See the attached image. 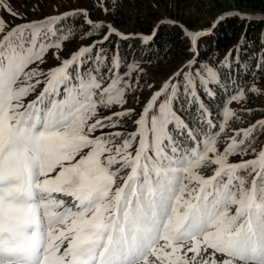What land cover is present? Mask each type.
Listing matches in <instances>:
<instances>
[{"label":"snow or ice","instance_id":"obj_1","mask_svg":"<svg viewBox=\"0 0 264 264\" xmlns=\"http://www.w3.org/2000/svg\"><path fill=\"white\" fill-rule=\"evenodd\" d=\"M0 7L10 11L3 0ZM80 14L88 34L103 26L86 11L65 16ZM61 18L14 27L0 18V264H264V148L253 147L264 120L228 131L236 113L227 104L245 99L243 87L226 101L219 125L211 118L198 89L212 97L220 75L196 61L208 33L185 30L193 59L139 113L102 116L127 103L138 65L122 72L119 52L109 67L101 51L84 67L99 41L40 70L49 50L59 60L70 38L71 29L56 26ZM111 34L121 35L110 29L104 40ZM184 105L196 106L195 126L181 115ZM127 119L133 131H106ZM250 152L253 159L229 162ZM212 165L213 175L201 174Z\"/></svg>","mask_w":264,"mask_h":264},{"label":"trees","instance_id":"obj_2","mask_svg":"<svg viewBox=\"0 0 264 264\" xmlns=\"http://www.w3.org/2000/svg\"><path fill=\"white\" fill-rule=\"evenodd\" d=\"M210 1L213 2V0ZM192 2L196 3L190 6L189 3ZM211 2L209 3V9L213 8L216 11L220 10L224 13L236 9L252 13H264V0H215L216 3ZM197 4L207 6V3H203V0H174L173 9L168 11L167 14L171 19L180 20L181 24L192 29L194 27L193 25H196V23H193L196 15L193 16V14H195L194 8H196ZM120 5L125 6V10L123 7H120ZM129 6L131 9H133L134 6L138 7V12L135 16L131 15V17H129ZM191 9L193 10L192 12ZM209 12L211 13V9ZM109 14L110 16L108 19H110L116 27H120L121 30L130 31L128 33L134 34L136 32H142L148 34L152 31L154 26L152 22L153 19H149L147 15H144L143 6L140 3H133L132 0H124L123 3L116 5L108 15ZM24 15L29 16L27 14ZM80 16L81 14L69 15L67 19L68 23L72 26V35L65 41V43H69V41L70 43L63 49L67 53L73 52L74 49L81 46L79 44L76 45V42L73 40L77 36L79 38L84 37V44H86L99 38V36H102V33L106 31L107 25L98 22L96 24H101L103 26L99 29H91V34H88L90 25ZM95 17L97 16L95 15ZM143 17L146 18L143 19ZM149 17H152V15H149ZM223 17V19L220 18L215 22V27L212 26L207 35L198 39V54L196 57L197 68L214 67L220 75V82L218 85H211L214 93L212 97L206 95L203 89H198V93L212 116L215 117L218 115V96H220L223 91L227 94L229 92H235L239 87H243L245 90V97H247L244 99L247 102V107L241 110L242 113L240 118H236L238 121L233 124L238 128L250 123L246 122L250 119H254L252 121L254 122L263 116V111L261 110L264 109V91L259 90L258 93H254L251 89L253 86H258L256 88L261 87L259 84L264 86V21L261 19L245 21L229 13L225 14ZM26 18L28 17H25V19ZM190 20L192 21L191 23ZM206 24L207 27H211V22L210 24L209 22ZM154 32L155 35L153 38L147 42L142 41L140 43L139 40L133 38H129L125 41L108 39L104 42L103 46L115 48L117 45L118 48L124 50L126 54H130L128 56L133 62L149 64L152 67L151 75L154 76H163L166 71V76L168 77L175 71L183 70L185 66L182 69L174 70L168 74L173 68L176 67L177 69L179 65L184 64V62L192 57V52L189 47L190 40L185 37L183 28L175 23L170 24L161 22L160 26H158ZM52 51L53 50L50 51L45 62L40 65L41 68L48 67L46 66V61H48ZM50 61L54 62L57 60L50 58ZM174 78L180 79L175 76ZM140 83L141 79L138 81V84ZM252 95L254 97H252ZM250 98L251 100H249ZM136 109H138V107H136L135 110ZM194 111L195 106L184 105L181 110V115L187 122L193 124L195 120ZM244 118H246V120H244ZM122 126L127 130H131L133 127L131 119H127ZM263 133L264 132H260L256 135L258 137L253 142V147H257L258 142L260 143ZM259 137L260 139H258Z\"/></svg>","mask_w":264,"mask_h":264},{"label":"rangeland","instance_id":"obj_3","mask_svg":"<svg viewBox=\"0 0 264 264\" xmlns=\"http://www.w3.org/2000/svg\"><path fill=\"white\" fill-rule=\"evenodd\" d=\"M124 0H3V3L7 6L8 10H5L3 7H0V18H2L4 21H6L7 23L10 24V26H13L15 24H19V23H23V22H30V21H37L39 19H44L46 17H48L49 15H53V14H58L64 11H75V10H81V11H86L88 13V19H91L93 21H99L102 22L103 24H106V29H108L110 31V29H114L116 32H118V30L120 32H124L126 34H128V32L130 31H123V29L121 30L120 27H116L113 22H111L109 18L110 14L108 15V13H110L112 11V9L118 5L123 3ZM131 1V0H128ZM141 1V2H140ZM133 3H140L143 6V12L145 13L144 15H147V17L149 19H153V25L154 26H160L161 22H165V23H175L178 24L180 26H183V30L185 32V30H189L192 32H197L200 30H203L205 27H207L206 23L210 22L214 23L216 22L218 19H220L222 16H224V12L216 11L213 8L211 9V13L209 12V3L211 2L210 0H203V3H207V6H202L201 4H197L196 8H194V15H196V18H194L193 23H196V25H193L194 27L192 29L187 28L186 26H184L183 24H181L180 20H174L171 19V17L167 14L168 11H171L173 9V5H174V0H132ZM214 3L215 0H213ZM211 2V3H213ZM196 2H192L189 3V5L191 6L192 4H195ZM120 7H123V9L125 10V6L120 5ZM208 7V8H207ZM209 9V10H208ZM129 12H130V16H135L136 13L138 12V7L134 6L133 9L130 8L129 6ZM193 10L191 9V12ZM208 11V12H207ZM235 11H239L240 13H244V14H251L252 19H261L262 17H264V13H252V12H248V11H241L236 9ZM11 13H16V16H13L10 14ZM190 12V13H191ZM24 14H27L29 16H25ZM95 15L97 17H95ZM149 15H152V17H149ZM44 16V18H43ZM46 16V17H45ZM25 17H28L25 19ZM146 17H143V19H145ZM162 19V20H161ZM199 19V21H198ZM206 19V20H205ZM159 20V21H158ZM161 20V21H160ZM197 20V22H196ZM180 21V22H178ZM192 21L190 20V23ZM9 26V27H10ZM129 27V26H128ZM208 29H205V31H207ZM76 42V45H81L84 46L85 43V39L84 37L79 38L78 36L76 38L73 39ZM64 43V44H63ZM62 43V50L59 51V60H62L63 58H66L71 52L67 53L65 50H63L66 46L69 45L68 42L65 43V41ZM81 43V44H80ZM88 44V43H86ZM75 47V46H74ZM80 46H78L76 49H74L73 53H76L80 48ZM189 47L191 48V43L189 44ZM53 50L51 52V56L48 58V61H46V66H51L56 64L59 60H57L56 58H54L53 56V52L56 51V49H51ZM51 59H56L57 61H50ZM193 56L191 59H189L188 61L192 60ZM184 62V64L182 65H177L178 68L176 69L173 68L168 74H170L172 71L174 70H178L181 67L183 68L184 65L187 64V62ZM138 65V69H142V71L138 70V74H142L139 79H141V83L137 84V83H133V89L138 88V92L136 93V95L132 96L131 99V106H134L135 108L138 106H141L143 101L145 100V98H150L151 95L161 87V85L168 80L169 78L165 79L166 76V71L164 73L163 76H154L151 75V69L152 67L148 64H137ZM169 68V67H167ZM137 73H133V75L137 76ZM138 85V87H137ZM149 85H151L152 87H149ZM259 88H256L258 86H253L252 88H256L258 90H263L264 91V86H262V84H259ZM145 87V88H143ZM147 89V90H146ZM255 93V92H254ZM144 94V95H143ZM252 97H254L252 95ZM247 98V97H245ZM251 100V98L249 99ZM118 106V108H117ZM113 106L110 109H104V112L101 113L100 115L102 116H108L111 115L114 112H121L123 111V109L125 107H127V105H123V106ZM247 107V102L243 99L242 101L236 102V101H232L229 104V108L236 113V118L237 115L241 116V113L239 111H241L242 109ZM238 109V110H237ZM261 111H263V116L261 118L258 119H263L264 118V109H262ZM238 113V114H237ZM244 120H246V118H244ZM254 119H250L249 121L246 122H250L246 125H244V127H246L247 125H251L252 121ZM230 127V126H229ZM264 138V133L262 134V140ZM220 139V138H219ZM260 139V137L258 138ZM262 140L260 141V143L262 142ZM264 143V142H263ZM219 146L221 147V143H219L218 145V149ZM251 155H245L243 157H241L240 155H237L235 157H230L229 158V162H239L242 158L245 160H250L252 159L251 157H253L254 155L252 153H250ZM201 174L204 176H207V173L203 170H200ZM121 175V173H120ZM127 175V172H126ZM119 184V181L117 180V185ZM211 251L209 252V254H211ZM191 255V254H189ZM215 259L217 261H222L224 259L223 256H221L220 254H217L215 256Z\"/></svg>","mask_w":264,"mask_h":264},{"label":"clouds","instance_id":"obj_4","mask_svg":"<svg viewBox=\"0 0 264 264\" xmlns=\"http://www.w3.org/2000/svg\"><path fill=\"white\" fill-rule=\"evenodd\" d=\"M236 11L234 10V11H230V12H228V13H235ZM228 13H226V14H228ZM225 15V14H224ZM215 24V22L214 23H211V27L209 26V27H205L203 30L205 31V29H208L207 31H205V32H207V33H209L208 31L212 28V26ZM158 28V26H153V29H152V31L150 32V33H155L154 31L156 30ZM139 33H142V32H139ZM150 33H148V34H150ZM143 34H145V33H143ZM155 35V34H154ZM182 68V67H181Z\"/></svg>","mask_w":264,"mask_h":264}]
</instances>
